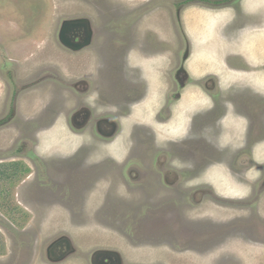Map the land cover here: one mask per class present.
Segmentation results:
<instances>
[{
  "label": "rangeland",
  "instance_id": "rangeland-1",
  "mask_svg": "<svg viewBox=\"0 0 264 264\" xmlns=\"http://www.w3.org/2000/svg\"><path fill=\"white\" fill-rule=\"evenodd\" d=\"M176 2L0 0V264H116L113 254L121 264H264V186L255 190L264 159L249 160L244 196L222 186L226 199L217 159L190 171L206 159L185 142L177 95L188 94L181 109L199 105L192 82L208 73L210 50L196 27L221 13L193 0L181 19ZM246 6L257 12L264 0ZM77 19L90 23L88 48L61 40ZM255 34L242 37L264 39ZM160 108L162 124L149 119ZM137 122L152 123L160 145L140 129L132 159Z\"/></svg>",
  "mask_w": 264,
  "mask_h": 264
},
{
  "label": "flooded vegetation",
  "instance_id": "flooded-vegetation-1",
  "mask_svg": "<svg viewBox=\"0 0 264 264\" xmlns=\"http://www.w3.org/2000/svg\"><path fill=\"white\" fill-rule=\"evenodd\" d=\"M191 1L193 2V0H177L176 5H179L178 14L181 19L185 13L187 4L197 3H191ZM200 4L206 11L220 12L221 15L210 16L209 20L202 22L203 31L199 30L201 27H196V31L201 34H207L205 29L209 26L210 20H221L225 22L221 27L222 32L225 34V39L221 40L218 46L214 44L203 45V48L210 50L208 73L200 79H194L192 82L194 86L193 96L201 99L200 102L198 101L199 105H197L198 103H194L190 108L181 109L180 106H183L188 94L185 93L182 96V93H178L177 95L178 99H182V104L179 102L178 105L180 122L183 120L187 122L188 119V129L185 136H183L187 138L186 140H181H185L186 144H190L194 159L197 157L206 159L201 163L196 162V167H191L190 171L195 169L198 173L202 172L206 166L212 167L214 165L208 162V159H217L218 161L214 163L221 164L224 168L222 169L223 172H226L228 169L229 173L224 180H220L219 177L216 178L215 176L214 179L216 181H213L216 184L215 187L224 195L225 199L228 194L221 191L223 189L222 186L227 188L233 186L240 187L243 193L242 196H244L247 192V186L252 182V177H249L248 174L252 169V167L250 169L248 167L249 160L255 162L256 159H264V80H262L264 78V39L255 40L253 38H243L242 36L245 32H251V34L253 33L252 36H254L256 35L255 32L264 30L262 22L264 19V8L261 7L262 9L254 12L253 10L257 8L247 7L246 0H203ZM85 37L86 27L82 26L75 29L70 40L73 39L74 43H81L85 40ZM193 39L192 41L195 44V36ZM87 42V44L84 43L85 45L82 44V46L90 47L92 42H94V38H89ZM257 42L262 44H255ZM245 47L249 50V53L243 50ZM187 52L189 51H186L184 56ZM160 54V58H157V61L163 62L166 50L165 53L162 51ZM123 68L126 67L123 65ZM201 79L202 81H200ZM184 85V83H181V86ZM173 104L169 100L167 105L168 109H170L169 118L173 115L175 105ZM164 106L162 107L164 108ZM152 112L153 114H151L149 119L162 124L160 120L162 108L158 110L153 109ZM162 119L164 120V117ZM151 124L150 126L146 124L147 126L142 128L140 122H137V128L139 129L130 137L131 143H134L130 146L129 150L132 159L136 156V151L140 146L139 143L144 142L143 138L139 135L140 129L145 131L146 138L144 139H149V144L152 145L151 140L156 139L157 143L160 142L159 137H157V131ZM183 126L185 128V125ZM151 145L144 146L150 148ZM153 145L156 147L160 144L156 145L154 143ZM237 145L239 147L235 149ZM118 150L121 151V148ZM163 155H166V152H160L156 156V166L161 172L163 179L168 181L173 168H169L164 164L165 162H163V158L161 157ZM226 158L231 160L232 169L227 168V164L223 163L224 161L222 160ZM234 163L238 164L237 168L233 167ZM260 163L264 165V162L261 161ZM260 168L263 169V167ZM263 176L264 173L261 172L259 180L256 179L255 190L264 186V181H262ZM222 183L226 185H220ZM242 196L239 200L245 199ZM229 199L235 200L238 198ZM55 243L56 241L50 246V253L53 258L55 257V247L53 246L57 244ZM65 243L62 241L58 245H64Z\"/></svg>",
  "mask_w": 264,
  "mask_h": 264
},
{
  "label": "water",
  "instance_id": "water-1",
  "mask_svg": "<svg viewBox=\"0 0 264 264\" xmlns=\"http://www.w3.org/2000/svg\"><path fill=\"white\" fill-rule=\"evenodd\" d=\"M82 26H85L86 27V37H85V40H83V42H81V43H74L73 42V39H71L72 41L70 40L71 35H72L73 32H75V29L76 28H80ZM60 37H61V40L67 46H69L71 48L76 49L78 47H84V46H82V44H84V43L87 44L88 43L87 41L89 40V38H92V29H91L90 23H88V21L86 19H77V20H73V21L72 20L67 21L62 26V30H61V33H60ZM63 242H66L67 243L68 240L65 239V240H63ZM56 243H55L56 246H53L55 248H57L58 243H62V239L59 240V241H56ZM63 252H64V254L62 253L61 256H57V257H59V259H62V257H65L66 256V252L65 251H63ZM106 255L110 256V253H107ZM112 256H113L114 262L118 261L116 264H121L120 259H116V257H114V256H116L115 254H113ZM109 259H111V258H109Z\"/></svg>",
  "mask_w": 264,
  "mask_h": 264
},
{
  "label": "crops",
  "instance_id": "crops-1",
  "mask_svg": "<svg viewBox=\"0 0 264 264\" xmlns=\"http://www.w3.org/2000/svg\"><path fill=\"white\" fill-rule=\"evenodd\" d=\"M224 24V21L221 20H217L216 22H214L213 24H211V28L210 25L206 27V32H207V43L206 45H212L214 44V42H216L214 45H218L217 43H221V41H219L217 36V33L219 31V29H217L218 27L221 28L222 25ZM255 39V38H253ZM256 40V39H255ZM212 43V44H211Z\"/></svg>",
  "mask_w": 264,
  "mask_h": 264
}]
</instances>
